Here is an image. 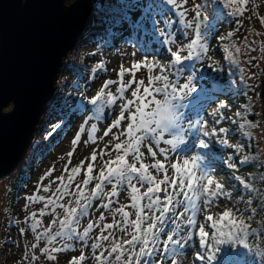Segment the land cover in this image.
I'll return each instance as SVG.
<instances>
[{"label":"rangeland","instance_id":"374dc122","mask_svg":"<svg viewBox=\"0 0 264 264\" xmlns=\"http://www.w3.org/2000/svg\"><path fill=\"white\" fill-rule=\"evenodd\" d=\"M74 1L67 0L66 4L69 5ZM121 1L123 4H117L116 9L123 10L124 5L127 3H131L132 5L138 3V6L142 9L144 7L148 8L151 5L148 19L144 25L149 34L146 35L144 30L127 25L124 28L122 37L117 39L115 35L120 34L121 30L119 28L109 27L107 31L110 32L111 36L98 35L94 42L89 41L83 43L82 39L74 50L66 55L64 61L68 59L71 65L76 67L77 72L67 75L64 73L63 75L64 71H61L56 82L59 85L58 88L61 89V86L64 84V79L68 76L72 84L71 88L66 91L70 101L68 104L69 107L64 109L63 113L65 115L55 117V121L53 122L55 125L54 129H56L55 132L54 130L49 131L48 128L43 135L44 139L50 140L51 146L32 159L33 165H31L30 170L23 171V169L21 172H17V174H13L12 172L8 176L0 179V264H73L74 261L76 264H94L91 259V249L84 247L79 241H63L58 238L53 245H48L44 241H35L34 234L29 230L32 213H36L35 219L39 220L43 227H51L54 233L57 225H53L52 221L56 219V215L45 214L41 216L40 213L44 209L46 201L56 198L57 194L55 189L57 187H67L70 192H75L78 184L84 188L85 186H83L82 181L89 175V165L93 169L91 175L96 177L99 175L103 163L109 159L107 155L101 156V153L111 152L112 158H115L116 152L113 150V145L117 141H114L112 137L114 134H118L119 131L126 128V121L121 123L119 129H113L108 135H104L108 128L111 127L113 120L118 116V112L114 115L113 106L107 104L104 100H97L96 103H90L89 101L97 95H103L102 87L108 79L117 81V83L109 85L105 89V97H102V99L106 98L108 91L116 94L121 80L119 76L121 66L130 70L126 71L123 77L125 84L133 79L134 74L137 82L143 79L145 85H147L149 74L154 76L158 73V69L156 68H153L152 72L149 73V66L155 62L166 63L165 58L170 55L168 52L170 45L167 42L169 34L175 35L178 41L184 39L181 24L178 23L180 20L178 13L187 10V18H191L193 15L191 9L194 4L203 5L207 3V9L204 15H207L208 19L205 21V24L211 26V33L207 30L204 31L205 35L208 36V43L210 45L209 55L212 57V61L204 60L203 62H193L195 64L194 73L197 77V81L195 82L196 87L199 91L201 85L206 84L208 82L207 78L211 77L220 86H227L233 83L236 90L228 89L226 96L222 93H219L218 97L213 94L210 100L204 98L202 95V108L199 115L193 114V119L203 120L207 128L216 127L217 130L221 127L227 128L229 130L227 135L218 132L217 136L211 140L208 149H200L199 145L196 144V141L200 138L199 134L193 135L189 133L186 136L188 146L181 145L175 153L170 152V158L172 162L179 163L183 167V159L191 155H199L201 157L199 163L204 170L211 172L214 179L217 182L223 183L226 190L232 193L231 199L220 197L217 201V206L211 210L213 219H217V213L222 214L223 211L232 209L235 207L234 204L236 201H240L239 197H236L237 193H234L232 190L231 184L233 182L229 173L234 169L247 172L253 170V164H249V162L245 164L240 163L245 156H248V145H250L251 138L255 140L256 152L259 157L258 162L264 163V128L260 124L264 120V106L260 99V83L264 81V54L260 51L261 46L264 45V22H262L264 21V0H247V3H242L240 0H187L186 3L184 0H177L179 7L169 5L167 0ZM141 8L131 15V21L134 24L144 15V10ZM237 8L242 9L243 14L232 15L230 19L233 22L231 24L220 23L217 21V17H213V13L216 10L229 15ZM94 19L92 15L91 25L95 23ZM229 33H232L231 38L228 37ZM134 34H136L137 40L133 38ZM246 41L247 48H245ZM233 43H235L236 47L241 48V52L238 53L240 54V63L238 64L239 76L237 79L232 77L230 68L224 65L230 63V61L227 59V54L223 51V48L226 44L231 45ZM238 54L235 55L237 56ZM212 62H214V67L210 68L208 65ZM101 63L104 64L106 70L97 69L95 74H93V68ZM133 64H139L140 67L133 69ZM67 71L69 70L66 69ZM192 71L191 66L185 67L184 76L181 78V81L187 82L186 78ZM202 74L205 77L203 80L199 79ZM135 86L133 84L132 88H135ZM131 90L129 89L126 92V98L128 99H132L130 96ZM141 95H143V89H141ZM117 103L119 104V101ZM185 103H187V99ZM221 104L227 107L221 109ZM9 110L7 109L6 111ZM189 111L190 109H185L186 113ZM217 112L218 115L214 117L213 113ZM238 112L241 113L243 119L236 116ZM250 112H255L257 116V122L251 121L257 127L254 129L245 128L240 130L238 125L244 123L245 120L248 121L247 116ZM220 116L224 118L219 120ZM215 120H219V123H214ZM63 121L64 124H62ZM93 124L97 127V132L94 134L91 133V126ZM81 127L84 129L83 132H81ZM245 132H251L250 140L246 139L248 136L243 134ZM38 134L39 131L37 130L33 144L23 162L28 157L30 159L33 158L34 144ZM78 135L80 136V140L73 147V141ZM90 135H94L95 143L89 140ZM221 138H227L233 147L225 148L219 144L218 140ZM123 139L124 137H121V140ZM204 139L208 140L209 138L205 137ZM236 145H239L242 151L237 152ZM162 147L167 148L168 146L162 145ZM141 151L145 153L143 162L151 165L154 161L148 157L147 149L141 147ZM93 153H96V161H92L91 159ZM229 158L234 161V168L227 166ZM127 159L130 163L133 162L131 155ZM156 159L162 158L158 154ZM164 163L165 167H167V162ZM137 167H139V164H137ZM76 168H79V172L72 171ZM149 171L153 175H157L158 179L162 178V175L156 174L151 167H149ZM171 171L169 169V174H171ZM18 177L19 179H17ZM24 177L27 178L24 179ZM95 183L96 180L93 179L86 186L85 191L94 188ZM134 183L136 182L134 181ZM136 186L141 189L142 195L146 190V186L138 183ZM45 188H48L47 192L44 191ZM161 188H163V185H161ZM106 191H110V187ZM118 191L119 195L112 198L114 201L112 207L127 205L125 211L131 214L129 219L134 220L135 210L131 207V197L129 195L131 189L125 186L123 191L119 189ZM160 195L163 199L164 194L161 193ZM41 196L45 198L43 201L39 199L30 201L28 199L29 197L37 198ZM72 200H74V197L64 196L59 202L67 204ZM104 202L106 201H96L93 204L90 217L82 219L81 227L78 229L79 231H82L83 227H86L89 222H95L101 226L112 223V217L103 208L99 207V204ZM144 202V200L141 201L142 204ZM241 205L243 204H237L236 208L233 209L237 217L240 214ZM51 207V205L48 206L45 210L46 213L51 212ZM56 213L59 214L60 219H63V209L56 208ZM101 215L105 216L102 222L99 221ZM116 219L119 221L120 217L117 216ZM226 219L232 221V217ZM209 224H211V221ZM129 230L131 229L129 228ZM109 232H114L115 239L117 240H121L126 235L120 233L115 226L111 230L105 229L103 234L108 235ZM100 234L101 229L94 227L93 232L90 234L93 239L89 241V244L96 242ZM100 242L104 248L110 247L108 241L101 240ZM34 243L37 244L35 250L32 248ZM65 244L77 250L52 253L56 257L55 260H49L48 255L43 252V248L45 247L63 248ZM82 247L84 248L83 253L79 251ZM125 247L126 250L128 246L126 245ZM260 248L264 249V242ZM99 251L97 250V254H99ZM81 254L85 256L84 261L78 260ZM105 255H108L107 252ZM32 257H35V259L33 260ZM193 258L189 256L187 264H191ZM183 259L181 258L182 261ZM245 259L247 261L246 264H260L255 263V261L253 262L250 255Z\"/></svg>","mask_w":264,"mask_h":264},{"label":"snow or ice","instance_id":"6c2138e0","mask_svg":"<svg viewBox=\"0 0 264 264\" xmlns=\"http://www.w3.org/2000/svg\"><path fill=\"white\" fill-rule=\"evenodd\" d=\"M184 2L186 3L187 0ZM240 2L247 3V0H240ZM167 3L179 7L177 0H167ZM150 9L151 5L145 8L144 15L133 25L137 29L144 30L146 35L149 33L144 25ZM206 9L207 3L194 4L191 9L193 13L191 18H187V10L178 13L180 17L178 23L181 24L184 39L178 41L175 35L169 34L167 42L170 45L168 48L170 55L165 58L166 63L155 62L149 66V73L153 68L158 69V73L154 76L149 74L147 85L143 79L137 82L134 74L133 79L125 84L123 77L125 72L130 70L121 66L119 72L121 80L116 94L108 91L106 98L102 99L105 97V89L117 83V81L108 79L102 87L103 95H97L89 101L96 103L97 100H104L113 106L114 115L118 112V116L104 135H108L113 129H119L121 123L126 121V128L112 137L114 141H117L113 145L116 156L113 159L111 152L101 153V156L107 155L109 159L103 163L96 177L91 175L93 169L89 165V175L82 181L84 188L78 184L75 192H70L67 187L55 189L56 198L46 201L40 213L41 216L56 215V219L52 221L53 225H57L54 233L51 227H43L41 222L35 219L36 213H32L29 230L34 234L35 241H44L48 245H53L58 238L63 241H79L84 247L91 249V259L94 264H187L189 256L194 257L191 264H241L238 259L240 253L232 252V246L239 244L248 249L247 239L250 234L255 236L257 233L250 229V225L242 218H238L232 209H227L222 214L217 213V219H213V214H211L212 208L217 206L220 197L231 199L232 193L226 190L223 183L217 182L211 172L204 170L199 163L201 160L199 155H191L183 159V167L179 163L172 162L169 155L170 152L175 153L181 145L188 146L186 136L189 133L199 134L200 138L196 144L200 149H208L211 140L217 136L218 132L227 135L229 131L223 127L218 130L216 127L207 128L203 120L193 119V114L198 116L202 108V95L211 98L213 93L221 90L220 84L211 77L207 78L208 82L202 84L199 91L195 83L197 77L194 73L195 64L193 62L212 61L209 55L208 36L204 31L211 33V26L205 24L208 19L207 15H204ZM242 14L243 10L240 8L231 13L233 16ZM121 19L131 22L127 11L123 13ZM120 22V20L117 21V23ZM231 36L232 33H229L228 37L231 38ZM245 48H247V41ZM223 51L230 62L240 63L235 54L240 53L241 48L236 47L235 43L226 44ZM260 51L264 54V45L261 46ZM189 66L193 71L187 76V82H182L184 68ZM208 66L214 67V62L209 63ZM132 67L137 69L140 65L133 64ZM97 69L106 70L103 63L93 68V74ZM199 79H205L203 74ZM133 84L136 85L135 88H132ZM129 89H132L130 92L132 99L126 98V92ZM141 89H143V95H141ZM186 99L187 103H185ZM225 107L227 106L224 104L220 105L221 109ZM185 109H190V111L186 113ZM217 115L218 112L213 113L214 117ZM236 116L243 119L239 112ZM223 118L220 116L219 120ZM219 120H215L214 123H219ZM256 127L255 123L247 120L238 125L240 130ZM83 131L81 127V132ZM96 132L97 127L93 124L91 133ZM243 134L251 137V132ZM121 137L124 139L121 140ZM205 137L209 139L206 140ZM79 140L78 135L73 141V147ZM89 140L95 143L94 135H90ZM218 143L225 148L233 147L227 138L219 139ZM162 145L168 147L165 148ZM141 147L147 149L148 157L154 161L151 165L143 162L145 153L141 151ZM236 151H242L239 145H236ZM158 154L162 159H156ZM130 155L133 161L131 163L127 159ZM91 159L96 161V153L92 154ZM162 161L167 162V167ZM250 161L255 162L256 158L245 156L240 163L245 164ZM227 166L235 167L231 158ZM149 167L156 174L162 175V178L158 179L157 175H153ZM169 169L172 170L171 174H169ZM72 171L79 172V168ZM233 178L239 181L245 189L251 187L241 177L234 176ZM93 179L96 180L94 188L85 191L86 186ZM261 179L264 180V175ZM137 183L146 186L142 195L141 189L136 186ZM125 186L131 189L129 195L131 207L135 210L134 220H130L131 214L125 211L127 205L112 207L114 203L112 198L117 197L118 189L123 191ZM109 187L110 191H106ZM44 191L47 192L48 188ZM161 193L164 194L163 199ZM64 196H72L74 200L67 204L60 203L59 201ZM28 199L43 201L45 198L41 196ZM142 200L145 201L143 204ZM96 201H106L99 204V207L112 217V223L101 226L98 223L89 222L82 231H79L82 219L90 217ZM49 205L52 206L51 212L46 213L45 210ZM56 208L63 209V219H60L59 214L56 213ZM117 216L120 217L119 221L116 219ZM228 217H232V221L222 226L219 222ZM104 219V215L99 217L101 222ZM210 221L211 224H209ZM114 226L120 233L126 234L121 240L115 239L114 232H109L108 235L103 234L105 229L111 230ZM94 227L100 228L101 234L96 242L89 244V241L93 239L90 234ZM260 235L264 236V233ZM101 240L108 241L110 247L104 248ZM124 245L128 246L126 250ZM32 248L35 250L37 244L34 243ZM76 250L68 244H65L63 248H43L49 260L56 259L52 253ZM97 250H100L99 254ZM79 251L83 253L84 248H80ZM181 258H184L183 261ZM32 259L34 260L35 257ZM78 260L84 261L85 256L79 255ZM73 264L76 262L74 261Z\"/></svg>","mask_w":264,"mask_h":264},{"label":"water","instance_id":"95a60500","mask_svg":"<svg viewBox=\"0 0 264 264\" xmlns=\"http://www.w3.org/2000/svg\"><path fill=\"white\" fill-rule=\"evenodd\" d=\"M66 1L0 0V179L23 162L66 55L89 31L95 0Z\"/></svg>","mask_w":264,"mask_h":264},{"label":"trees","instance_id":"16d2710c","mask_svg":"<svg viewBox=\"0 0 264 264\" xmlns=\"http://www.w3.org/2000/svg\"><path fill=\"white\" fill-rule=\"evenodd\" d=\"M117 4H123V3L121 0H95V2L92 5V15L95 18L94 19L95 23L90 25V27L88 28L89 31L84 35L83 43L89 42V41L94 42L98 35L111 36L110 32L107 31L109 27L119 28L121 30L120 34L115 35V38L118 39L122 37L124 33V28L127 27V25L129 26L134 25L132 21L131 22L123 21L121 17L125 11H127L128 15L131 17V15H133L136 12V10H140L141 7L138 6V3H135L133 5L131 3H127L126 5H124L123 10L116 9L118 6ZM144 9L145 7L142 10ZM214 16L218 18L217 21L223 24H231L233 22V20L230 19L232 17L231 14L227 15L219 10L214 11L213 17ZM116 19L120 20L121 22L117 23ZM136 34L133 35V38L137 40L138 38ZM237 58L240 59V54L237 55ZM224 65L230 68L232 77L234 79H237L239 76L238 64H233L232 62H230ZM66 69H68L69 71L66 72ZM62 72H63V75L64 73H66V75L70 73L75 74L77 72V69L76 67L72 66L70 61H68L67 59L64 61V67L62 69ZM71 84H72L71 79L68 76L64 79V84L63 86H61V89L58 88L59 85L56 84V88L59 91L58 93H55L53 99L46 106L45 114L43 115L40 126L38 127L39 134L37 135V140L35 141V144H34L35 152L33 150V153H34L33 158L30 159V157H28L29 160L28 158H26L23 164L21 166L19 165L20 167L18 166L15 169L13 174H17V172H21L23 169H24L23 171L30 170L31 165H33L32 159H34L40 152L46 151L48 147L51 146L50 140L44 139L43 135L45 131L48 130V128H49V131L54 130L55 132L56 129H54L55 125L53 123L55 121V117L65 115L63 113L64 109L69 107L68 104L70 101L68 97L69 95L66 93V91L69 90V88H71ZM260 85L262 89V82L260 83ZM228 89H232L233 91L236 90L234 84L230 83L227 86L222 85L221 90L213 94L217 97L219 96V93H222L223 95L226 96ZM60 90H61V93H60ZM213 94L211 96H213ZM203 97L209 100L212 99L207 96H203ZM260 99L263 103L264 98L260 97ZM263 106H264V103H263ZM9 109H11V107L8 108V110ZM247 118H248V121L257 122V116L255 112H250ZM62 124H64V121L62 122ZM260 124L264 128V120L261 121ZM246 139L250 140L249 137H247ZM249 144L250 145H248L249 146L248 156L256 158L255 162H249V164L250 163L253 164L254 166L253 170L250 172H247L243 170L234 169L229 173V176L233 182L231 184L232 190L234 193H237L236 197H239L240 199L239 201L240 203L235 200L236 201V203L234 204L235 207H233L232 210L236 208L237 204H243L241 205V211H240L238 218H242L246 223H248L250 225V229L255 230L257 234L255 236H252L250 234L249 238L247 239V243L249 244L248 249L243 248V245L237 244V245L232 246L231 250L234 253L236 252L240 253V256L238 257V259L241 262V264H246L247 261L245 258L248 257L249 255L251 256V260L253 262L255 261V263L264 264L263 262L264 249L260 248L262 246V243L264 242V236L260 235V233H264V210H262V208H264V180L261 179V176L264 175V167H262L264 163L258 162L259 157L256 152L255 140L253 138H251V141L249 142ZM234 176L241 177L247 183H249L251 187L248 189H245L239 181L233 178ZM26 178L27 177H24V179ZM17 179H19V177ZM230 221H231L230 219H225L224 221H220L219 223L221 225H226V223H229ZM125 246L126 245H124V248H126Z\"/></svg>","mask_w":264,"mask_h":264}]
</instances>
